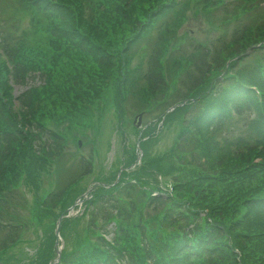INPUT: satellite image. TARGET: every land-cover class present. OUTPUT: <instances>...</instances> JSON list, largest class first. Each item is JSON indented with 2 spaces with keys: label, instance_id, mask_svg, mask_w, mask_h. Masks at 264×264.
I'll list each match as a JSON object with an SVG mask.
<instances>
[{
  "label": "trees",
  "instance_id": "obj_1",
  "mask_svg": "<svg viewBox=\"0 0 264 264\" xmlns=\"http://www.w3.org/2000/svg\"><path fill=\"white\" fill-rule=\"evenodd\" d=\"M228 2L0 0V252L15 242L13 222L28 218L26 207L35 204L36 218L53 220V209L68 206L66 184L50 190L52 161L80 158L77 120H84L77 116L88 108L82 104L94 107L105 88L115 87L157 110L174 145L147 153L156 140L151 127L145 156L111 188L118 199L126 192L143 224L119 210L114 245L100 236L98 251L82 237L86 245L63 252L60 264H118L122 249L128 264H264V0ZM217 10L211 19L226 26L210 47L196 42L189 51L178 43L189 11ZM252 84L262 90L260 103L250 99ZM15 86L23 88L16 96ZM250 105L251 117L244 112ZM65 142L74 149H64ZM80 161L73 174L90 170ZM158 185L163 192L153 195ZM38 256L31 264H46L53 241Z\"/></svg>",
  "mask_w": 264,
  "mask_h": 264
},
{
  "label": "rangeland",
  "instance_id": "obj_2",
  "mask_svg": "<svg viewBox=\"0 0 264 264\" xmlns=\"http://www.w3.org/2000/svg\"><path fill=\"white\" fill-rule=\"evenodd\" d=\"M192 28L194 29L195 32H191V35L196 36V38L200 41H202L204 38H210L212 36H214V32L212 30L209 29V26L207 24V22L205 21H201V19H199L198 17L193 19L191 18V21L187 24L184 25V27L182 28L183 30H192ZM182 31L180 30L179 34H181ZM114 96V92L112 89H107L105 88V90L102 92L101 94V99H102V109L105 111V115L101 117V120H98V126L94 131H92L91 133H88V131L85 129L84 131L80 128L81 132L80 134H78L79 136H81L83 138V141L86 142L85 144H93L94 142V138H96L95 140V144L96 143H100V145L104 146V157H106L107 162H105V160H102V162L99 164L101 166L100 169V174L101 177H103L105 175V173L108 171V164L112 163L115 158H113V154H115V157H119L121 155V148L122 145V138H120V136H118L120 133H123V127L118 124L116 126L115 129V124L118 123V116L117 113L114 112V110L112 108H114L112 106V98ZM135 109L134 107H132V110ZM131 118L134 117V113H130ZM147 116L142 114L141 116V124H145L146 123V118ZM96 117L94 119H92V121H95ZM125 120H127V118L125 117ZM130 121L131 119H129V122L126 124V128L125 131L128 134V137L131 138V140L134 142V139L136 138V135L130 131ZM140 124V125H141ZM130 131V132H129ZM129 132V133H128ZM85 135L84 136H82ZM87 134V135H86ZM99 138V139H98ZM170 140L171 137H164L163 140L159 141L158 144V151L160 152L165 150L166 148L169 147L170 145ZM99 145V146H100ZM73 144L69 143V146L65 149L71 150L73 149ZM157 147H153V150H156ZM84 152H86L85 154L87 155L89 153V147L84 148L83 150ZM100 151L98 152V155L101 156L102 152ZM156 152V153H157ZM70 156V155H68ZM72 159L74 161H71L70 159L67 160V162L65 163V166L67 167L68 170H66L65 168H62L59 166V170L57 169V173L59 175V183L63 184L66 183L67 187H66V193L68 192L69 189L71 188H79L80 186L83 187L86 184L87 180H91L90 182L92 183L93 181H98L94 175L96 172V167L97 164L94 165V173L90 176L87 177V179H85V181L82 180L81 177H75V175L79 172H81V168L78 169L77 173L74 175L71 171H76V164L80 163V159L77 157L72 156ZM98 160V159H97ZM96 160V161H97ZM116 163V160L115 162ZM113 163V164H114ZM61 166H63L61 164ZM111 166V165H110ZM74 189H71L69 192H73ZM26 199H27V203L30 204V200H29V196L26 194ZM78 210L74 209L72 212L75 215L76 212ZM71 212V213H72ZM23 213H27L29 214V209L28 207L25 208V211H23ZM39 235H40V229L39 226L35 227L34 224L32 222H29L28 228L27 230L23 233L24 238H26L28 241L27 243H23L22 245L19 246H15L14 248H12V251L15 253V255H17L18 257L22 258V261L24 263H28L30 256L33 255L36 252L37 246L39 244ZM68 235V234H67ZM25 252V255L23 256V253ZM8 263L10 264H20V261H15L16 258L11 259L9 256L6 257Z\"/></svg>",
  "mask_w": 264,
  "mask_h": 264
}]
</instances>
